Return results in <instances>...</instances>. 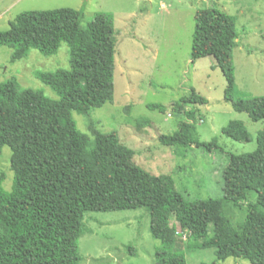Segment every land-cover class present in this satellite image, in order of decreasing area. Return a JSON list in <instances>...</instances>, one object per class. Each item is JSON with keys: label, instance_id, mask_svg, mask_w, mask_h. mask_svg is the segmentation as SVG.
Masks as SVG:
<instances>
[{"label": "trees", "instance_id": "trees-1", "mask_svg": "<svg viewBox=\"0 0 264 264\" xmlns=\"http://www.w3.org/2000/svg\"><path fill=\"white\" fill-rule=\"evenodd\" d=\"M80 20L81 11L73 8L30 10L10 22L9 29L0 30V45L13 50V61L27 57L32 48L46 56L56 54L65 42L70 65L38 72L57 99L41 89L22 88L15 78L0 81V153L6 145L12 149L15 173L11 191L4 189L6 175L0 173V264H80L86 212L137 208L149 212L151 234L163 243L155 264H187L178 248L185 231L201 250L215 249V258L203 264H219L230 257L264 264V130L250 154L251 184L221 198L189 201L176 190L171 175L157 176L139 167L133 149L115 132L91 127L93 161L112 173L95 174L81 158V139L86 137L73 112L89 115L113 99L116 40L109 14L97 13L85 26ZM195 21L191 62L214 56L213 67L226 78L225 100L254 121L263 119L264 96L234 98L233 49L240 37L236 18L206 5L197 11ZM207 103L194 88L174 103L183 116L181 135L197 136L192 127L203 118L196 106ZM222 132L239 142L251 140L239 120L230 121ZM160 140L165 145L173 141L170 135H161ZM196 145L210 149V142ZM236 210L242 216L234 222Z\"/></svg>", "mask_w": 264, "mask_h": 264}, {"label": "rangeland", "instance_id": "rangeland-1", "mask_svg": "<svg viewBox=\"0 0 264 264\" xmlns=\"http://www.w3.org/2000/svg\"><path fill=\"white\" fill-rule=\"evenodd\" d=\"M206 5L236 18L240 37L233 49L234 98L264 96V0H0V30L9 29L10 22L30 10L77 9L83 26L97 13L109 14L116 40L113 99L93 108L89 115L73 112L86 137L81 139V158L92 165L95 174L112 173L93 161L91 127L115 132L133 149L139 167L153 175H171L176 190L189 201L221 198L251 184L250 154L264 130V118L254 121L225 100L226 78L219 67H213L214 56L191 62L195 16ZM12 51L0 45V81L15 78L22 88L41 89L45 95L59 98L38 72L69 69L68 45L62 43L50 56L32 48L27 57L17 61L12 60ZM192 88L208 99L207 104L196 106L203 118L192 127L196 137L192 132L181 135L183 116L174 107ZM232 120L245 124L250 141L239 142L222 132ZM161 135H170L172 143L165 145ZM196 141L210 142L209 151L197 147ZM11 156L12 149L4 146L0 173L6 175L3 187L7 191L15 185ZM249 192L254 200L253 190ZM241 216L240 211H234L233 221ZM84 224L85 233L79 239L80 264H155L156 252L163 245L151 234L150 214L145 208L88 211ZM180 236L178 248L187 264L210 263L215 258V249L201 250L188 238V232ZM219 264L252 263L230 257Z\"/></svg>", "mask_w": 264, "mask_h": 264}]
</instances>
